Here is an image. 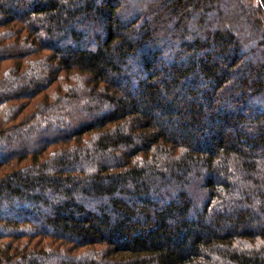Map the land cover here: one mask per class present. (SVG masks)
<instances>
[{
	"label": "trees",
	"instance_id": "1",
	"mask_svg": "<svg viewBox=\"0 0 264 264\" xmlns=\"http://www.w3.org/2000/svg\"><path fill=\"white\" fill-rule=\"evenodd\" d=\"M0 264H264V0H0Z\"/></svg>",
	"mask_w": 264,
	"mask_h": 264
},
{
	"label": "rangeland",
	"instance_id": "2",
	"mask_svg": "<svg viewBox=\"0 0 264 264\" xmlns=\"http://www.w3.org/2000/svg\"><path fill=\"white\" fill-rule=\"evenodd\" d=\"M69 83H72V82H70V79H68L67 77L64 79L63 78L60 79L59 82L54 84L44 95H41L40 97L36 98L33 101L32 109L34 110L36 105L39 104L41 101H43L46 95H48L52 98H54V96L56 94L63 95L64 94L63 91L67 87V85H69ZM30 110H31V108L27 109L26 112H28Z\"/></svg>",
	"mask_w": 264,
	"mask_h": 264
}]
</instances>
